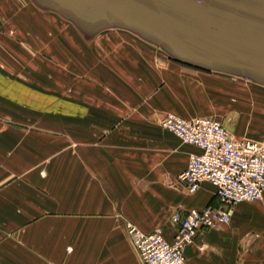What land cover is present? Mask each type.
<instances>
[{"label": "crops", "instance_id": "crops-1", "mask_svg": "<svg viewBox=\"0 0 264 264\" xmlns=\"http://www.w3.org/2000/svg\"><path fill=\"white\" fill-rule=\"evenodd\" d=\"M68 2L0 0L2 29L28 42L38 34L43 51L57 43L59 79L73 81L75 98L51 105L0 70V264H141L126 221L170 240L174 213L220 204L207 182L185 191L178 176L199 150L162 129L163 116L213 118L236 140L263 143L264 115L243 110V56L224 42L169 59L131 26ZM3 101L71 120L49 122L47 134L19 129ZM184 255L186 264H264V195L233 207L228 224L200 232Z\"/></svg>", "mask_w": 264, "mask_h": 264}, {"label": "rangeland", "instance_id": "rangeland-1", "mask_svg": "<svg viewBox=\"0 0 264 264\" xmlns=\"http://www.w3.org/2000/svg\"><path fill=\"white\" fill-rule=\"evenodd\" d=\"M132 1L159 14L165 20V28L160 32L143 30L120 12L114 0H72L68 4L77 3V7L84 9L88 14H94L97 10L98 15H103L98 18L92 16L89 19H99L100 22L106 20L105 22H110L111 25L131 26L137 30L134 32L135 34L138 32L145 34L147 39L159 44L169 59L177 56L171 48L173 42L181 43L186 49L195 46V50L200 52V56L203 41L224 42L226 47L224 50L227 54L236 52L243 56V110H253V115L256 112L260 116L264 115V0ZM5 24L6 21H4ZM9 25L6 24L5 26L8 27L5 29L0 27V60L5 63H0V70L3 74L8 77L13 75L12 78L19 82L32 84L39 92L50 95L51 105L57 103L59 98L74 102L75 98L71 95L73 81L67 80V87L63 88L62 84L64 86L65 82H60L59 79L57 43L52 44L54 47L49 52L48 50L43 51L40 46L42 41L38 34L30 37L29 42L31 43L29 44ZM51 36L52 40L57 41L58 34ZM14 58L15 63H19L18 73L12 70L14 66L11 64L14 62ZM180 59L186 61V57H180ZM27 65L29 70L26 69ZM34 104L37 106L41 103L35 101ZM2 105L4 120L13 122L19 129L47 134L49 122L54 123L59 118L71 120L40 110L33 112L13 102L3 101ZM227 130L230 132L229 129ZM94 132L96 134L94 143H100L105 135L101 136L100 130ZM68 146L73 147V142L69 139Z\"/></svg>", "mask_w": 264, "mask_h": 264}, {"label": "built area", "instance_id": "built-area-1", "mask_svg": "<svg viewBox=\"0 0 264 264\" xmlns=\"http://www.w3.org/2000/svg\"><path fill=\"white\" fill-rule=\"evenodd\" d=\"M160 126L199 150L189 155L178 176L185 191L194 194L207 182L220 204L174 213L175 231L170 240L160 228L143 232L129 221L125 228L141 264H186L184 250L200 232L228 224L233 207L259 201L264 195V142L236 140L213 118L184 119L167 113Z\"/></svg>", "mask_w": 264, "mask_h": 264}, {"label": "water", "instance_id": "water-1", "mask_svg": "<svg viewBox=\"0 0 264 264\" xmlns=\"http://www.w3.org/2000/svg\"><path fill=\"white\" fill-rule=\"evenodd\" d=\"M179 1V0H173ZM120 12L131 22L145 31L160 32L165 28V20L157 13L144 8L132 0H114ZM171 48L175 54L185 56L184 46L179 42H173Z\"/></svg>", "mask_w": 264, "mask_h": 264}]
</instances>
